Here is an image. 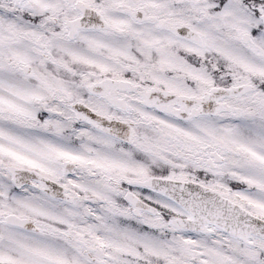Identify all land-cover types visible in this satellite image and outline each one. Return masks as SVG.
<instances>
[{"label":"snow or ice","instance_id":"obj_1","mask_svg":"<svg viewBox=\"0 0 264 264\" xmlns=\"http://www.w3.org/2000/svg\"><path fill=\"white\" fill-rule=\"evenodd\" d=\"M0 264H264V0H0Z\"/></svg>","mask_w":264,"mask_h":264}]
</instances>
